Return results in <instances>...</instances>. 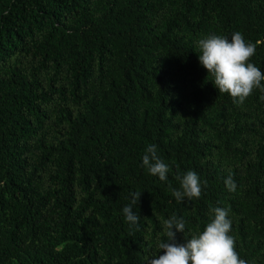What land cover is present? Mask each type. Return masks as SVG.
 I'll return each instance as SVG.
<instances>
[{
  "label": "trees",
  "instance_id": "16d2710c",
  "mask_svg": "<svg viewBox=\"0 0 264 264\" xmlns=\"http://www.w3.org/2000/svg\"><path fill=\"white\" fill-rule=\"evenodd\" d=\"M237 31L264 73V0H0V264H147L164 219L185 243L215 207L264 264V90L234 102L198 60L199 39ZM189 170L201 196L177 201Z\"/></svg>",
  "mask_w": 264,
  "mask_h": 264
},
{
  "label": "clouds",
  "instance_id": "9594fccd",
  "mask_svg": "<svg viewBox=\"0 0 264 264\" xmlns=\"http://www.w3.org/2000/svg\"><path fill=\"white\" fill-rule=\"evenodd\" d=\"M199 63L211 74L213 85L220 93H227L234 102L243 101L253 90H264V73L249 62L255 54L256 45L245 40L240 32L231 34L230 39L223 35L211 34L199 39ZM142 166L150 175L158 176L161 181L167 180L169 166L157 155V146L150 144L142 156ZM179 188H172L171 193L177 201L185 198L192 200L201 196V182L195 171L189 170L182 176L177 175ZM229 191L236 190V183L231 175L224 180ZM131 201L122 208L125 220L137 224L139 215L133 212L140 192H133ZM214 218L204 227L202 232L187 238L185 243H176V232L185 231V221L172 215L162 221L166 240L157 243V249L163 254L154 253L147 264H247L235 250L234 237L229 235L231 221L228 219L229 209L215 207L211 209ZM175 230V231H174Z\"/></svg>",
  "mask_w": 264,
  "mask_h": 264
}]
</instances>
